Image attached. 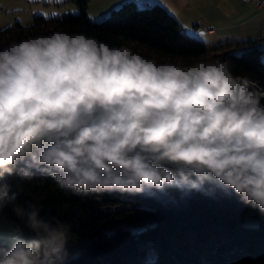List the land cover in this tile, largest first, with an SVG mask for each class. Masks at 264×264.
Instances as JSON below:
<instances>
[{"label":"clouds","instance_id":"obj_1","mask_svg":"<svg viewBox=\"0 0 264 264\" xmlns=\"http://www.w3.org/2000/svg\"><path fill=\"white\" fill-rule=\"evenodd\" d=\"M47 175L78 197L234 193L264 214V92L230 62H160L82 32L0 46V182ZM0 183V264H64L71 225Z\"/></svg>","mask_w":264,"mask_h":264},{"label":"trees","instance_id":"obj_2","mask_svg":"<svg viewBox=\"0 0 264 264\" xmlns=\"http://www.w3.org/2000/svg\"><path fill=\"white\" fill-rule=\"evenodd\" d=\"M76 14H37L32 22H15L0 29V46L28 36L54 31L82 32L110 45H126L160 62L190 63L201 58L230 62L234 74L255 81L264 92V46L258 40L209 43L190 36L161 4L121 3L100 21L87 16L89 0H73ZM18 192L19 204H35L41 216H56L71 225L70 238L92 241L64 264H264V214L240 198L216 189L212 194L168 188L163 192L130 195L104 193L78 197L58 188L47 175L32 180L17 175L5 181ZM134 212L149 220L138 231L117 227L110 233L101 227ZM0 216L27 232L24 223L6 207ZM252 217L255 225L245 223ZM3 222V219L0 218ZM5 248L6 241H1Z\"/></svg>","mask_w":264,"mask_h":264},{"label":"rangeland","instance_id":"obj_3","mask_svg":"<svg viewBox=\"0 0 264 264\" xmlns=\"http://www.w3.org/2000/svg\"><path fill=\"white\" fill-rule=\"evenodd\" d=\"M127 1H133L137 4L143 2V0H89L87 16L92 21H100L110 10ZM36 11L40 12V15L45 17L61 16L66 13L76 14L78 12V7L73 0H0V29L13 24L18 19L23 25H28L32 22V14H35L33 12ZM185 13L186 15H184ZM175 14L186 16L185 20L191 24L189 25V28H191L195 22L192 21V18L193 20L198 19L200 31L197 33L188 31V34L201 40V0H189V2L185 3L182 14ZM207 32L210 33L211 30L208 29ZM262 60L264 61V55L262 56ZM148 223L149 220L147 218H143L138 214L131 212L124 219H118L117 221H110L104 224L101 229L106 233L112 232L117 227L126 228L131 231H138L148 225ZM245 223L255 225L256 221L252 217H248L245 220ZM16 228L17 226L14 221L9 220L6 223L0 220V240L8 242L12 231ZM91 241V237L70 238L68 244V256L77 255L82 249L88 246Z\"/></svg>","mask_w":264,"mask_h":264},{"label":"crops","instance_id":"obj_4","mask_svg":"<svg viewBox=\"0 0 264 264\" xmlns=\"http://www.w3.org/2000/svg\"><path fill=\"white\" fill-rule=\"evenodd\" d=\"M164 1L143 0L140 5L161 4L179 21L187 33L188 31L192 33L200 31L198 19L193 20L192 18L195 22H191L193 26L189 28L191 24L185 20L186 16L175 14H182L185 3L189 0ZM33 13H35L32 14L33 16L41 14L38 11ZM16 22L23 24L19 19ZM208 29L211 30L210 33L207 32ZM201 39L209 43L252 39L258 40V46L263 47L264 5L262 8H257L253 2L242 0H201Z\"/></svg>","mask_w":264,"mask_h":264},{"label":"built area","instance_id":"obj_5","mask_svg":"<svg viewBox=\"0 0 264 264\" xmlns=\"http://www.w3.org/2000/svg\"><path fill=\"white\" fill-rule=\"evenodd\" d=\"M244 2H253L254 5L257 7V8H262L263 5H264V0H242ZM1 219H3L4 221H7V218L3 217V216H0Z\"/></svg>","mask_w":264,"mask_h":264}]
</instances>
